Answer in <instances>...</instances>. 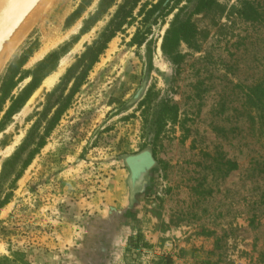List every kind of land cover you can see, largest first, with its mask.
I'll return each instance as SVG.
<instances>
[{"label": "rangeland", "instance_id": "rangeland-1", "mask_svg": "<svg viewBox=\"0 0 264 264\" xmlns=\"http://www.w3.org/2000/svg\"><path fill=\"white\" fill-rule=\"evenodd\" d=\"M98 1L66 27L81 0H26L0 38V80L33 43L23 70L62 54L50 85L0 112V257L264 264V0H141L48 132L74 85L63 76L123 0L81 33ZM183 7L195 33L177 65L162 44Z\"/></svg>", "mask_w": 264, "mask_h": 264}, {"label": "trees", "instance_id": "trees-1", "mask_svg": "<svg viewBox=\"0 0 264 264\" xmlns=\"http://www.w3.org/2000/svg\"><path fill=\"white\" fill-rule=\"evenodd\" d=\"M93 1L95 0H81L78 7L68 16L65 24L66 27H70L78 19H80ZM140 1L141 0H123L120 2L107 24L101 31H99L97 37L90 44L85 46L84 51L77 56L75 62L68 68L66 74L63 76L62 82L67 83L74 77V85L72 86L71 92L66 96V100L63 105L57 107L55 110L48 132L54 127L55 123L58 121L61 114L69 104L70 99L86 78L88 72L99 60L100 55L107 48L109 41L119 31L123 30L126 24L130 23V18L133 17L134 10ZM163 1L164 0H161L160 4ZM214 1L215 0H188L189 3H193L194 9L196 10L210 7L214 4ZM115 4H117V0H99L94 11L83 20L81 33L88 32L99 20L103 19L104 16L109 13L110 8ZM158 7V3L155 4L153 9H150V12L155 11ZM184 9L185 7L179 9V11L175 14L170 27L166 31L162 44V49L165 55H167L169 59L177 65L182 61V55L178 51L180 42H190L195 33L191 22V14L184 12ZM150 14L151 13H149V15ZM135 41L140 43L141 39L138 40L136 37ZM34 44L35 43L25 49L19 56L13 58L5 74L0 80V112L3 110V106L7 99H10L11 102L4 114L5 119L12 116L25 104L32 93L37 89V87H39L43 79L55 69L59 59L61 58L62 54H59L58 51L54 50L40 60L34 68L23 70V66L35 51ZM28 76H31V80L24 86V88L17 95H11L17 84ZM165 109L169 108L165 107ZM165 109L162 107L159 114L164 115V113H167ZM163 115L161 118H158L159 121L162 120ZM43 140L44 137H40L36 145L37 147L29 153L28 157L24 161L23 168L27 167L38 149L44 145ZM230 162L231 160H227L226 163L229 164ZM230 164L232 165L231 168L237 167V163ZM5 202L6 199L0 201V207H2ZM19 256H24V253L17 251L12 255V257L4 255L0 257V264H29L23 259V257L20 259Z\"/></svg>", "mask_w": 264, "mask_h": 264}, {"label": "water", "instance_id": "water-1", "mask_svg": "<svg viewBox=\"0 0 264 264\" xmlns=\"http://www.w3.org/2000/svg\"><path fill=\"white\" fill-rule=\"evenodd\" d=\"M26 0H0V38L8 21L13 17L22 2Z\"/></svg>", "mask_w": 264, "mask_h": 264}, {"label": "bare ground", "instance_id": "bare-ground-1", "mask_svg": "<svg viewBox=\"0 0 264 264\" xmlns=\"http://www.w3.org/2000/svg\"><path fill=\"white\" fill-rule=\"evenodd\" d=\"M37 2H38V1H37ZM55 76H56V75H55ZM55 76H54V75L48 76V77L46 78V83L50 85V84L53 82Z\"/></svg>", "mask_w": 264, "mask_h": 264}, {"label": "crops", "instance_id": "crops-1", "mask_svg": "<svg viewBox=\"0 0 264 264\" xmlns=\"http://www.w3.org/2000/svg\"><path fill=\"white\" fill-rule=\"evenodd\" d=\"M112 260V259H111ZM110 263H111V261H110Z\"/></svg>", "mask_w": 264, "mask_h": 264}]
</instances>
